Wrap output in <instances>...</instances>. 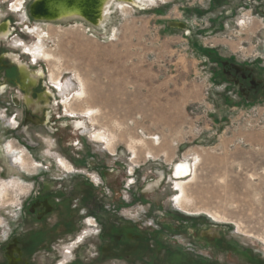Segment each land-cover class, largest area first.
I'll use <instances>...</instances> for the list:
<instances>
[{
	"label": "rangeland",
	"instance_id": "rangeland-1",
	"mask_svg": "<svg viewBox=\"0 0 264 264\" xmlns=\"http://www.w3.org/2000/svg\"><path fill=\"white\" fill-rule=\"evenodd\" d=\"M32 1L0 0L13 30L0 55L43 69L59 105L36 119L13 102L19 74L0 73V264L16 238L25 264H264V96L249 65L264 53V0H115L100 28L35 21ZM67 80L96 100L95 119L69 115L87 106L60 92ZM181 161L192 172L174 179ZM78 172L102 183L72 190L67 212L66 190L51 194ZM34 203L53 212L24 217Z\"/></svg>",
	"mask_w": 264,
	"mask_h": 264
},
{
	"label": "flooded vegetation",
	"instance_id": "flooded-vegetation-1",
	"mask_svg": "<svg viewBox=\"0 0 264 264\" xmlns=\"http://www.w3.org/2000/svg\"><path fill=\"white\" fill-rule=\"evenodd\" d=\"M7 21H8L7 23H1L0 27L4 28L5 26H7L8 28L11 29L12 28V24H11L10 20H7ZM12 34H13V30H10V34L7 37H5V38L0 39V42L7 41V39ZM2 54L3 53H1V55H0L1 56L0 57V61L1 62L10 61L13 64V66L9 67L4 62L2 64V66L0 67L1 68L0 73H3L5 71V69H9V71L6 73L7 74V78L11 77L14 72H17L19 74L18 80H17V82L15 84V86H18V87L13 88V89H19L20 90L19 94H17V95L13 94L14 95L13 96V102L15 103V105H18V106L24 105L26 108L30 109L29 110L30 114L33 117H36V119L37 118L39 119V118L43 117L42 115H44L45 112L54 111V108L51 105H54V103H55L56 106L59 105L58 98L57 97L55 98L56 95L54 96L53 91L51 92L50 89L47 88L46 84H44V80L40 77L44 73L43 69H41L40 71H34V72H36V76H35L36 80L31 85L28 82V85H27L28 87H26L25 85H22V81L23 82H25V81L23 80V72L21 70V64L16 60V57H17V59L19 61H21L20 55L12 53V55L10 56L9 54H11V53H4L3 56H2ZM23 64L27 65L24 62H23ZM28 68L30 69V71H32L30 66H28ZM27 77H25V78H27ZM24 86H25V89H27V92H28L27 94H26V91L23 89ZM33 86H34V89H33V93H32L31 89L33 88ZM263 88L264 87H263L262 84L254 83L253 87L251 89L254 90V93H256L258 96L260 94L262 96H264V93L261 91ZM15 97H16V99H15ZM41 99H44L45 102L41 103ZM28 103H29V106L26 105ZM72 114L73 113H71L69 115L72 116ZM72 118H73V116H72ZM79 124L80 123H79L78 120L73 121V125H74L76 131L81 130L83 128L85 129V127L80 126ZM85 162H86V160L85 161L82 160L83 164H85ZM65 165L68 166V163L66 162ZM40 174H42V172H40L37 175H40ZM84 175H86V174H84V172H78V174L75 176V178L73 177L71 180H68V183H66V184H68L67 187L64 186L63 184H61L60 185L61 191H58V188L56 187V190H54L55 193L51 194L52 195L51 198L53 199V197H54V199L56 201L57 200V196L56 195L57 194L58 195H62V192L64 190H66L67 194H65V197L62 195L63 197H61V200L58 199L57 203L62 204L64 202L65 206L67 205V208L69 207V210L67 212H69L70 209H72V208H74L75 210L76 209L78 210V205L73 204L75 202V200H77V199H74V197L72 195V192H71L72 190H74L77 187L83 185V187L84 186L86 187L85 189L87 190V192H91L92 193V191H94L96 189V187H98L102 183L101 177H99V175L95 176V177H98V179L93 178V179H91V181L88 180V178L83 177ZM157 179H159L158 176H157ZM157 179H155L154 181H151V182L148 183L147 188H145L146 191L143 192L144 194H153L156 190L159 189V187L162 185V183L164 181L163 178H162V182L161 183H159L153 189L152 188H151V190L149 189V186L151 184H155L157 182ZM174 179H178V178H174ZM35 180L37 182V186L40 187L41 178H37ZM40 192H41V190L37 189V192H36L37 193V195H36L37 198H39V196L41 195ZM86 194L89 195L88 193H86ZM36 200H38V199H36ZM82 201H83V199H82ZM96 204H97L96 208L88 209L87 213L91 214L90 216H94L95 218H98L99 215L102 214L101 207L99 206V200H97ZM40 206H42L41 203H34L32 206L31 205H26L25 206V211H24V217L31 216L32 213H33V214H36L37 215V219L39 221H41L43 219L42 218V214L43 213L49 214V213L53 212V206H51V209H49L48 207L47 208L46 207L43 208V210L45 212L40 211ZM56 211L61 213V209L58 208V207H57ZM81 213L82 212L79 211V214H81ZM68 219H69L68 220V224H66V225L68 226L69 229L70 228H72V229L75 228V225L77 227V225H78V223H77L78 220H76L77 218L75 219L73 217H70ZM72 242H73V240H72ZM21 243L22 242L20 241V239L16 238L15 242H11L9 245L5 246L4 250L5 251L7 250V252H6L7 254L5 255V257H6L5 264H25L24 261H23L24 248H23V246H21Z\"/></svg>",
	"mask_w": 264,
	"mask_h": 264
},
{
	"label": "bare ground",
	"instance_id": "bare-ground-1",
	"mask_svg": "<svg viewBox=\"0 0 264 264\" xmlns=\"http://www.w3.org/2000/svg\"><path fill=\"white\" fill-rule=\"evenodd\" d=\"M128 1L134 3L135 5L139 6L140 8H142L145 5H148L149 4L148 2H150L148 0H128ZM99 2H102L101 3V6L103 7V9H100L101 6L98 7V9H97V13L98 14L95 15V16H93V21L99 23V28H100L108 20V16L111 14L112 6L114 5V3L115 4H118V3H116L115 0H99ZM124 3H126V2L125 1L119 2V4H121L123 6H128L129 5V3H126V4H124ZM70 12H71V14L72 13H77V15H85V14H87L86 12L84 14V12L82 10H79V9L76 10V11H69V13ZM90 16L92 17V15H90ZM71 19H78V17L77 18H74L73 17ZM68 20H70V19H68ZM10 30L11 29L8 28L7 26H5L4 28L0 27V39L7 37L10 34ZM16 60L21 64V70L23 72V80L25 81L24 82V85L26 87H28L27 86L28 85V82L31 85L36 80V77H35L36 76V72L30 71V69L28 68V66L27 65H24L23 62H22V60L19 61L17 59V57H16ZM25 77H27V78H25ZM74 87H75V84L72 81L67 80L66 82H64L62 84L60 83L59 89H60V92L65 97H67V95H71L73 92L74 93H77L78 92V89L75 90ZM78 95H79V97L75 98L74 101L80 100L81 102H86L87 108H85V110H83L81 112H75L74 113V110H73L74 108L71 106V105H74V103H72V104H68L67 103V108L69 109V111H73V114L72 115H74V114L80 115L81 114V116H82V114H84L86 116V114H87V116H89V119H95L97 113L95 111L96 108L93 107V105L96 103V100L93 97L91 98V95H89L88 92H86L85 89L83 90V93H79L78 92ZM83 124L84 123H80L79 125L80 126H83ZM103 135L104 134L103 133H100V132L96 134L97 137H104ZM180 163L181 164L177 167V171H176V174H175V177L174 178H184V177L188 176L192 172L191 164H189L186 161H181ZM177 164L174 165L172 172H174L175 166ZM162 178H163V174L162 175L160 174V178L157 179V182L155 184H151L149 186V189L151 190V188L153 189L155 186H157L159 183H161L162 182Z\"/></svg>",
	"mask_w": 264,
	"mask_h": 264
},
{
	"label": "water",
	"instance_id": "water-1",
	"mask_svg": "<svg viewBox=\"0 0 264 264\" xmlns=\"http://www.w3.org/2000/svg\"><path fill=\"white\" fill-rule=\"evenodd\" d=\"M117 1L119 2L125 1L126 3H129L132 6L139 7L128 0H117ZM101 3L102 2H99V0H33L29 5V17L35 21H46V22H57V21L68 20L73 17L74 18L78 17L79 19L87 22L89 25L99 28V23L93 21V16L98 14L97 9L99 6H101ZM78 9L82 10L84 14L85 12L87 14L77 15V13H72V14L71 12L69 13V11H76ZM100 9H103V7L101 6ZM90 15H92V17ZM43 74L40 76L42 79L45 77V74L44 75ZM22 85H24L23 81H22ZM23 89L26 91L27 94L28 92L27 89H25V86ZM33 89L34 86L31 89L32 93H33ZM43 102H45V100L41 99V103ZM26 105L29 106V103ZM180 164L181 163H178L175 166V170L174 172H172L173 177H175L177 167Z\"/></svg>",
	"mask_w": 264,
	"mask_h": 264
},
{
	"label": "crops",
	"instance_id": "crops-1",
	"mask_svg": "<svg viewBox=\"0 0 264 264\" xmlns=\"http://www.w3.org/2000/svg\"><path fill=\"white\" fill-rule=\"evenodd\" d=\"M255 64H249L250 68H253V73L258 76L259 83L264 87V53L259 56V60H255ZM264 93V88L261 90ZM161 174V173H160ZM160 174L158 177L160 178Z\"/></svg>",
	"mask_w": 264,
	"mask_h": 264
}]
</instances>
